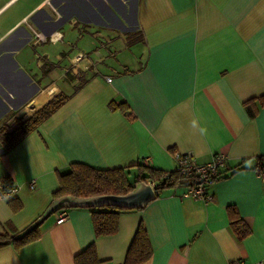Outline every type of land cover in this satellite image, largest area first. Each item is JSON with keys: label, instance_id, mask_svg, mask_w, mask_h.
I'll list each match as a JSON object with an SVG mask.
<instances>
[{"label": "crops", "instance_id": "0c3cea01", "mask_svg": "<svg viewBox=\"0 0 264 264\" xmlns=\"http://www.w3.org/2000/svg\"><path fill=\"white\" fill-rule=\"evenodd\" d=\"M69 71L87 80L69 83ZM60 92L65 104L0 154V179L19 185L0 190V233L38 220L74 162L127 167L134 181L138 164L174 171L175 151L200 163L225 155L228 176L206 184L214 199L164 189L122 211L114 235L96 236L93 208H67L62 223L54 213L38 240L2 246L0 264H75L93 242L104 264H124L141 220L154 251L143 264H264V176L254 167L264 106L255 116L245 106L264 95V0H0V95L31 116ZM229 205L251 226L243 241Z\"/></svg>", "mask_w": 264, "mask_h": 264}, {"label": "trees", "instance_id": "16d2710c", "mask_svg": "<svg viewBox=\"0 0 264 264\" xmlns=\"http://www.w3.org/2000/svg\"><path fill=\"white\" fill-rule=\"evenodd\" d=\"M138 39H134L132 42H136ZM67 77L70 80L79 78L80 82H85L87 79L83 76V73L74 75L69 71ZM80 86L75 89L79 90ZM70 98L65 92H60L48 102L45 106L29 116L24 114L16 121V126L11 128H0V143L3 144L4 151L7 152L13 148L19 142L22 141L27 135L34 132V130L42 123L46 122L51 115L56 112L65 102ZM264 106V95L260 98H253L245 103L249 115L255 116L259 111V106ZM111 106L114 109L120 108L121 110H127L129 105L126 102L121 104L116 101L111 102ZM176 152V151H175ZM174 152V153H175ZM70 170L65 173L59 174L60 188L55 193V198L63 197V195H72L78 197L98 196L101 194H126L132 191L135 185L139 181L155 182L158 195L164 189L177 188V187H194L197 186L198 179L194 176H187L179 171H165L158 170L151 165L138 164L136 178L131 181L128 174V168H112L102 169L95 168L91 165H86L80 162H74L70 165ZM260 173H264V155L258 156L257 163L254 166ZM243 167L233 169V173L240 171ZM225 174V173H224ZM221 174L215 178H212L208 183H214L215 180L226 178L228 176ZM3 194V192H1ZM214 199V197L212 198ZM10 207L15 212L20 211L22 203L17 198H12L9 201ZM93 208L92 216L94 229L97 237L103 235H114L120 229L122 211H127L130 208H121L117 206H101L90 207ZM228 213L230 216L231 227L240 241H243L246 237L251 235V226L241 217L239 210L234 205H229ZM63 210V209H62ZM60 211V210H59ZM16 233H0V248L6 245H15L16 248L27 245V243L36 241L41 236L40 226L27 234L23 239H17ZM128 254L124 264H143L149 261L153 255V246L147 226L143 220L140 221L139 228L133 237ZM75 264H104V261L100 258L97 250V245L93 242L85 250L78 253L75 258Z\"/></svg>", "mask_w": 264, "mask_h": 264}, {"label": "water", "instance_id": "95a60500", "mask_svg": "<svg viewBox=\"0 0 264 264\" xmlns=\"http://www.w3.org/2000/svg\"><path fill=\"white\" fill-rule=\"evenodd\" d=\"M204 179L197 181L200 185ZM157 187L151 182L139 181L134 189L126 194H101L98 196L78 197L72 195H63L56 198L50 204V207L40 216L38 220L28 226L25 230L16 235L17 239H23L27 234L39 228L51 215L62 210L63 208L76 207H101V206H117L121 208L140 209L146 207L155 198H157Z\"/></svg>", "mask_w": 264, "mask_h": 264}, {"label": "built area", "instance_id": "2783aa9c", "mask_svg": "<svg viewBox=\"0 0 264 264\" xmlns=\"http://www.w3.org/2000/svg\"><path fill=\"white\" fill-rule=\"evenodd\" d=\"M174 156L177 161L175 171H179L180 173L185 174L187 176L189 175L194 176L198 180H201L202 178L204 179V182L202 184L200 185L197 184V186L190 187L189 190L186 192V196L212 199L213 197H210L206 193V184H208V181L210 179L215 178L227 172V169L230 168L227 156L216 155L214 157V160L208 163L198 162L190 153L181 154L179 151H176ZM262 174L264 176V173ZM152 183L156 185L155 182ZM36 186H37V181L31 180L30 182L31 189H35ZM18 188L19 185L13 181L12 177L6 176L0 179V190L1 192H3V195L10 196L12 193L17 191ZM56 214H57L56 217L58 218V223H62L69 218L67 208H63V210L56 212ZM232 264H249V263H247L245 260H237L232 262Z\"/></svg>", "mask_w": 264, "mask_h": 264}, {"label": "rangeland", "instance_id": "374dc122", "mask_svg": "<svg viewBox=\"0 0 264 264\" xmlns=\"http://www.w3.org/2000/svg\"><path fill=\"white\" fill-rule=\"evenodd\" d=\"M68 82L70 83V81ZM52 93H53L52 91H49L48 94L50 95ZM10 104L16 105L18 104V101H10L8 98L5 99L4 95L1 93L0 95V128L8 127V126H10L11 128L15 127L17 119H19V117L23 115V113L16 115V113L19 112V110L17 109L18 106H15V109H12L10 108L11 107ZM7 110H10V112H7ZM3 151H4L3 144L0 143V154L3 153Z\"/></svg>", "mask_w": 264, "mask_h": 264}]
</instances>
